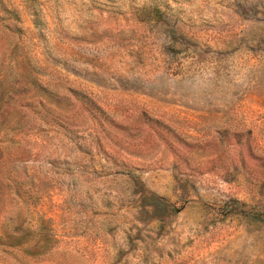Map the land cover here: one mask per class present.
<instances>
[{"label":"rangeland","instance_id":"rangeland-1","mask_svg":"<svg viewBox=\"0 0 264 264\" xmlns=\"http://www.w3.org/2000/svg\"><path fill=\"white\" fill-rule=\"evenodd\" d=\"M0 264H264V0H0Z\"/></svg>","mask_w":264,"mask_h":264}]
</instances>
